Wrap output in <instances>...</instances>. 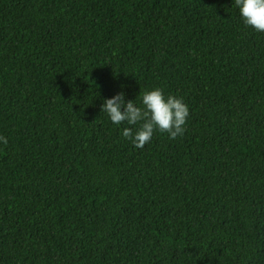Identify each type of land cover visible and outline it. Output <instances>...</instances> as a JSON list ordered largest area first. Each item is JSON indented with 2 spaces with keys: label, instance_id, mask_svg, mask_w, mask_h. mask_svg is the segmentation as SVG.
<instances>
[{
  "label": "trees",
  "instance_id": "16d2710c",
  "mask_svg": "<svg viewBox=\"0 0 264 264\" xmlns=\"http://www.w3.org/2000/svg\"><path fill=\"white\" fill-rule=\"evenodd\" d=\"M182 97L135 148L102 97ZM0 264H264V32L232 0H0Z\"/></svg>",
  "mask_w": 264,
  "mask_h": 264
},
{
  "label": "clouds",
  "instance_id": "9594fccd",
  "mask_svg": "<svg viewBox=\"0 0 264 264\" xmlns=\"http://www.w3.org/2000/svg\"><path fill=\"white\" fill-rule=\"evenodd\" d=\"M245 26L255 32H264V0H232ZM100 111L105 113L113 125H128L119 129L120 135L131 141L135 148L148 143L154 130L166 132L174 139L184 132L188 105L182 97L165 95L160 87L144 90L139 95V104L125 100L124 91H117L110 97H102ZM0 136V143H6Z\"/></svg>",
  "mask_w": 264,
  "mask_h": 264
}]
</instances>
